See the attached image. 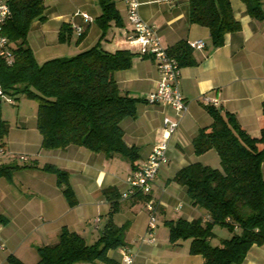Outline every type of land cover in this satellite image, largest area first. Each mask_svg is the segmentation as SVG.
I'll return each mask as SVG.
<instances>
[{
    "label": "crops",
    "instance_id": "obj_1",
    "mask_svg": "<svg viewBox=\"0 0 264 264\" xmlns=\"http://www.w3.org/2000/svg\"><path fill=\"white\" fill-rule=\"evenodd\" d=\"M120 1L124 16L116 2L115 6L124 25L111 24L102 38V30L95 21L101 13L99 7L93 22L89 23L79 15L80 22L70 24L72 36L68 42H58L61 24L57 36H45L48 28L39 22L34 25L42 36H31L28 41L33 43L31 49L37 63L74 55L97 42L107 51L129 49L136 53L131 66L116 71L113 77L122 92L140 100L136 114L120 122L123 140L127 146L134 147L137 158L132 162L119 154L107 156L77 145L44 150L36 115L20 116L22 125L14 130L18 141L13 143L11 139L8 144L5 139L0 165L54 164L67 172L77 202L74 206L68 204L53 173L26 167L16 169L10 178L0 176V215L5 218L0 221V264H9L7 256L10 254L26 264H34L38 260L37 247L55 243L62 227L78 232L87 244L94 243L106 225L112 195L116 207L112 220L117 226L124 227L123 246L107 252L115 264H126L123 247L133 255L131 264H202L201 255L189 252V239L177 243L169 239L166 221L209 218L203 208L191 203L186 187L173 177L179 169L191 163L220 169V158L214 149L197 154L193 147V139L199 130L213 121L208 105L202 101L204 95L215 100L211 105L233 114L250 136H259L264 128V0H260L262 17L258 18L249 14L243 0H229L240 28L225 33L219 46L211 44L207 27L190 22L189 0H138L141 18L155 26L163 46L170 48L179 41L188 40H202L205 45L192 48L194 64L180 66L179 88L187 110L178 118L176 131L167 139V162L159 168L150 190L125 199L121 194L127 189L126 176L133 168L145 163L152 147L162 138L164 117H173L175 112L165 104L145 101L146 95L156 88L159 71L152 57L140 55L135 46L127 43L130 25L126 19L125 2ZM92 24L96 25L97 32L89 36ZM77 26L81 27V33L77 32ZM55 43L61 46H55ZM261 175L264 177V163L261 164ZM106 189L113 192L106 193ZM147 200L154 201L157 221L164 223L152 231L155 238L152 243L140 240L147 232ZM226 233L229 237L230 232ZM74 264L108 263L96 260ZM240 264H264V244L252 245Z\"/></svg>",
    "mask_w": 264,
    "mask_h": 264
},
{
    "label": "trees",
    "instance_id": "obj_2",
    "mask_svg": "<svg viewBox=\"0 0 264 264\" xmlns=\"http://www.w3.org/2000/svg\"><path fill=\"white\" fill-rule=\"evenodd\" d=\"M251 16L262 17L260 0H243ZM101 9L95 18L102 38L112 25L121 27L123 19L114 0H97ZM41 0H11L10 16L3 26L13 50L11 62L0 61V86L14 99L26 94L37 100L36 125L41 148L64 149L69 145L84 147L107 156L119 154L135 161L137 152L123 140L120 122L136 114L138 98L122 92L113 75L128 69L135 52L129 49L104 50L100 42L71 56H58L37 63L28 44L27 33L33 18L43 19ZM189 20L209 30L211 44L219 46L224 35L237 31L229 0H189ZM72 36L70 24H61L58 42ZM81 37H79L80 39ZM180 66L194 64L192 48L179 41L168 48ZM1 101V98H0ZM207 110L213 121L199 130L193 139L197 154L214 149L220 158V169L191 163L179 169L173 179L185 186L193 205L203 208L209 218L191 221L177 218L165 222L172 243L190 240L189 252L202 256V264H240L252 245L264 244V128L257 137L250 136L228 111L213 105ZM264 111V103H262ZM8 124L0 114V148L4 146ZM38 168L56 175L57 184L70 206L77 202L66 171L54 164L38 166L35 162L18 165L3 163L0 176L8 178L19 168ZM112 190L106 189L105 192ZM113 192V191H112ZM117 197V196H116ZM102 234L92 244L75 231L62 227L57 241L37 247L34 264L93 263L96 260L115 264L107 256L110 249L123 246L124 227L117 226L115 196ZM0 221L5 218L0 215ZM226 228L230 236L211 244L214 227ZM9 264H26L18 257L7 256Z\"/></svg>",
    "mask_w": 264,
    "mask_h": 264
},
{
    "label": "built area",
    "instance_id": "obj_3",
    "mask_svg": "<svg viewBox=\"0 0 264 264\" xmlns=\"http://www.w3.org/2000/svg\"><path fill=\"white\" fill-rule=\"evenodd\" d=\"M10 1L0 0V61L11 62L13 50L10 46L8 37L3 33V26L10 16ZM43 2L54 0H41ZM175 1V0H168ZM126 5V19L130 25V30L126 35L128 44L137 48L140 55L150 56L154 59L159 71V80L156 88L149 92L145 101L151 104H165L173 109L175 116H165L163 119L162 138L152 147L145 163L142 166L133 168L126 176L127 189L121 194L123 199L135 196L139 193H145L153 185L159 168L166 163L167 139L176 131L178 127V118L187 110V103L179 88L180 65L179 62L168 53V48L162 45L157 30L154 25L145 22L139 12L138 0H124ZM85 21L91 23L94 18L86 12H79ZM76 30L81 33V27ZM190 48H203L202 40L186 41ZM0 98L8 103L14 104V98L5 94L0 86ZM202 101L211 105L215 103L213 98L207 95L202 97ZM22 159H25L22 156ZM146 208L149 212L146 236L140 237V240L154 242L155 238L152 231L156 228V206L153 200H147ZM123 250V261L131 264L133 255Z\"/></svg>",
    "mask_w": 264,
    "mask_h": 264
},
{
    "label": "rangeland",
    "instance_id": "obj_4",
    "mask_svg": "<svg viewBox=\"0 0 264 264\" xmlns=\"http://www.w3.org/2000/svg\"><path fill=\"white\" fill-rule=\"evenodd\" d=\"M116 6L119 9L122 16H124V9L123 4L120 0L115 1ZM44 10L43 15L45 16L43 19H39L38 17L33 18L29 31L27 33V39H32L31 36H42L40 31L38 30L37 26L34 25L36 22L45 23L46 27L48 28V32L45 36H57V30L60 24H73L77 21L80 22L81 17L78 15L81 11H86L90 14L93 18H95V13L99 11V5L97 0H54L44 2ZM78 23V22H77ZM74 26V25H73ZM97 32V27L95 24H92L90 29L89 36H94ZM30 47H33V43L30 40L28 41ZM55 46H61L55 43ZM15 104L12 105L8 103L5 99H1L0 101V114L2 119H4L8 124V131L6 136V142L8 140V144L10 140H13V143L18 141L17 133H15V129L22 125L20 122V116H29L36 115L38 103L36 98L28 96L26 94H20L18 97L14 99ZM31 119V118H30ZM18 123V124H17ZM3 149L0 148V152ZM50 150V149H44ZM22 159V156H18ZM26 159V158H25ZM19 161V159H17ZM156 224L163 226L164 223L162 220L159 222L157 221L156 217ZM214 232L216 233L217 237L211 240V244L214 245L220 238L227 237V229L221 228L219 226L214 227ZM216 239V241H215ZM219 243V241H218ZM217 243V244H218Z\"/></svg>",
    "mask_w": 264,
    "mask_h": 264
}]
</instances>
